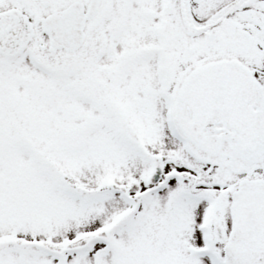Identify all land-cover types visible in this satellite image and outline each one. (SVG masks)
Returning <instances> with one entry per match:
<instances>
[{
    "label": "snow or ice",
    "instance_id": "obj_1",
    "mask_svg": "<svg viewBox=\"0 0 264 264\" xmlns=\"http://www.w3.org/2000/svg\"><path fill=\"white\" fill-rule=\"evenodd\" d=\"M0 264H264V0H0Z\"/></svg>",
    "mask_w": 264,
    "mask_h": 264
}]
</instances>
